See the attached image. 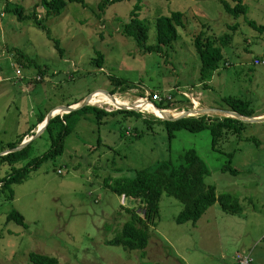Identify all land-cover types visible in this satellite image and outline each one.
Instances as JSON below:
<instances>
[{
	"label": "rangeland",
	"instance_id": "obj_1",
	"mask_svg": "<svg viewBox=\"0 0 264 264\" xmlns=\"http://www.w3.org/2000/svg\"><path fill=\"white\" fill-rule=\"evenodd\" d=\"M85 1L68 3L60 16H49L42 0H0V155L29 130H41L45 122H37L42 115L93 94L142 97L149 103L151 95L154 99L161 94L176 102L169 109L199 105L226 111L233 110L222 98L235 96L251 102L253 116L264 115V66L253 64L256 58L264 60V33L248 25L255 21L264 26V0H245L248 12L240 18L226 13L224 0H126L105 10L99 8L103 0ZM137 5L141 19L151 26L149 45L157 42V19L183 13L179 39L163 53H146L123 34ZM20 6L23 20L14 12ZM33 10L60 42L62 56L32 18ZM201 32L224 55L220 69L205 82L194 46ZM224 36L229 38L226 46ZM16 51L33 63H18ZM98 53L105 56L103 68L94 62ZM112 104L94 106L113 112L102 121L82 111L68 115L63 120L69 128L63 154L22 183L0 186V264H33L32 253L54 257L60 264H239L245 255L252 264H264V122H244L241 133H228L214 149L209 129L176 130L171 137L165 119ZM201 115L206 123L215 117H195ZM60 129L54 122L50 132L35 138L30 159L47 153ZM188 150L207 165L205 183L216 188L217 196L230 194L239 200L243 213L227 212L216 203L196 225H180L176 219L183 204L164 194L158 226L150 228L145 251L108 245L133 220L127 209L141 213L145 205L118 196L107 180L133 178L164 161L178 163ZM229 154L239 175L222 172ZM9 172L8 165L0 166V178ZM10 213L25 224L20 218L8 219Z\"/></svg>",
	"mask_w": 264,
	"mask_h": 264
},
{
	"label": "trees",
	"instance_id": "obj_2",
	"mask_svg": "<svg viewBox=\"0 0 264 264\" xmlns=\"http://www.w3.org/2000/svg\"><path fill=\"white\" fill-rule=\"evenodd\" d=\"M124 1L126 0H103L99 4V8L105 10L108 6ZM228 1L233 2L235 5L230 4ZM68 3L86 5L85 0H42V5L48 9L47 14L49 16H60ZM222 4L226 13L233 15L236 18L245 16L248 12L245 0H224L222 1ZM140 11V5H137L135 9H133L130 21L123 26V34L135 39L141 49L146 53H163L165 48L172 46L179 39V27H184L183 13L174 12L171 16H164L157 19L155 23L157 42L154 45H149L148 42L150 39L151 26L146 20L141 19ZM14 12L18 14L20 20L26 18V16H23L22 14L23 9L21 6L14 9ZM31 14L32 18L46 32L49 39L54 42L55 48L62 56L63 50L60 46V42L51 37L46 25L42 22L39 16H37L35 10H33ZM248 25L252 30L258 33H264V26L258 25L255 21H248ZM228 41L229 38L224 36L221 40L222 45L226 46L229 43ZM194 46L201 63L200 80L205 82L209 79L212 73L220 69L224 60L223 50L221 47L216 46L213 40L207 37L204 32H201L196 36L194 39ZM98 55L99 57L95 59L94 62L99 68H103L105 56L102 53H98ZM13 57L24 67H29L31 62L33 63L31 58H28V56L21 51H16L13 54ZM95 98L96 99L91 100L94 103L103 101L97 99L98 97ZM103 98L108 99L112 97L108 94ZM143 99L144 98L142 97H126V102L139 107H144V109H147V111L150 112V104L148 100L144 101ZM222 100L223 103L233 111L240 112L247 116H253L255 113L249 100L235 96L224 97ZM77 103L79 102H76L75 104ZM174 105H176L175 101L171 102L167 99L157 104L161 109H169L167 107ZM117 108H128V106L120 105ZM75 111L96 114L101 121L106 116L113 113L102 108L88 106L86 108L65 113L63 116L56 115L53 117L48 123L47 132L51 131L54 122H58L61 129L55 137H52V144L47 153L43 156L30 159L31 142L21 151L9 153L0 157V166L6 164L10 167V172L3 178H0L1 188L22 183L32 171L39 170L45 162L54 160L63 154L65 137L69 131L68 126L63 123V120ZM123 112L130 113V111ZM45 118L46 116L42 115L37 123L43 122ZM205 119L206 115H201L198 117L189 116L177 121L166 120V122L169 124L171 137H174V132L176 130L185 129L191 132H200L209 129L213 138L212 145L214 149H216L219 141L224 139L228 133H241L242 130L240 127H242V124L245 122L233 117L215 116L212 117L211 123H206ZM30 132L31 130L19 137L14 144L9 145L7 150L19 146L25 137L30 135ZM137 136L140 137L141 134L138 133ZM232 158L233 154H229V160L223 166L222 172L239 175L241 171L233 166ZM16 165H18V167H15ZM208 175V167L198 153L194 150H188L180 157L178 163L164 161L155 167H149L137 171L136 176L133 178L118 179L113 183L107 180L106 186L113 190L118 196H124L125 198L132 200H143L145 205L142 208L141 213L127 209L128 212L132 213L133 220L126 222L119 235L114 237V239L107 241L108 245L120 246L130 251H145L149 247L151 240L150 228L158 226L160 202L164 194L178 199L183 204V208L176 219L177 223L180 225L186 223L196 225L208 208L216 203H219L220 207L227 212L234 214L243 213V206H241L239 200L230 194L217 196L216 188L205 183V178ZM11 198H13V194ZM10 218L19 220L20 217L14 213H10L8 219ZM20 222L25 224L23 218H20ZM138 223H140L141 226H139ZM30 261L33 264H60L54 257L36 253L30 254Z\"/></svg>",
	"mask_w": 264,
	"mask_h": 264
},
{
	"label": "water",
	"instance_id": "obj_3",
	"mask_svg": "<svg viewBox=\"0 0 264 264\" xmlns=\"http://www.w3.org/2000/svg\"><path fill=\"white\" fill-rule=\"evenodd\" d=\"M93 95H91L87 99H85L83 104H82V106H80L79 108H75L73 106H62V107H65V109H68V110H66L63 113L52 114L51 112L54 111V109H53L52 111H50L48 113L47 117L45 118L44 121H46V123H45V126H44L43 129L39 130V132H37L34 136H31L29 139H24L23 142L19 146H17L16 148L10 149V150H7V151L3 152L0 155V157L4 156L6 154H9V153H14V152H18V151L23 150L35 138L41 136L43 133L46 132L48 123L56 115H64L65 113H69V112L74 111V110H78V109H82V108H86L88 106H91V99H92ZM155 107L157 109H161L158 106H155ZM120 109H126L127 110L128 108H120ZM187 111H189V110H187ZM201 111H203L202 114L212 113V115H214V116L233 117V118H237V119L243 120L245 122H250V123H252V122H264V115H261V116H247V115H244V114H242L240 112H237V111H226V110H218V109L217 110H215V109H201ZM186 117H189V115L187 113H184V114L180 115V117L167 118L165 120L177 121V120H180V119H183V118H186Z\"/></svg>",
	"mask_w": 264,
	"mask_h": 264
},
{
	"label": "bare ground",
	"instance_id": "obj_4",
	"mask_svg": "<svg viewBox=\"0 0 264 264\" xmlns=\"http://www.w3.org/2000/svg\"><path fill=\"white\" fill-rule=\"evenodd\" d=\"M112 97V96H111ZM92 99H96L95 97H93ZM97 99H100V100H103L101 102H97V103H94L91 101V105L93 106H100L102 108H105L107 107V103H109L110 101H113V104L112 106L114 108H117L118 106L120 105H126V106H129L130 109H138L140 111H147V109H144V107H139L137 105H133V104H129L126 102V97H119L118 95H116L115 97L113 98H108V99H104V98H97ZM130 100V99H129ZM144 101H146L144 99ZM83 102L80 103L79 105L75 106V108H79L80 106H82ZM150 104V112L149 113H153L155 114L156 116L162 118V119H167V118H177V117H180V115L184 114V113H187L189 116H195L198 115V114H202L203 111H201V108L199 107H193V109L187 111V110H180V109H157L152 103H149ZM120 109V108H118ZM66 110L68 109H64L62 111H56V112H53L52 114H55V113H63L65 112ZM46 123V121H44ZM45 123H44V126H45ZM43 126V128H44ZM42 128V129H43Z\"/></svg>",
	"mask_w": 264,
	"mask_h": 264
},
{
	"label": "built area",
	"instance_id": "obj_5",
	"mask_svg": "<svg viewBox=\"0 0 264 264\" xmlns=\"http://www.w3.org/2000/svg\"><path fill=\"white\" fill-rule=\"evenodd\" d=\"M253 64L255 66H264V60L263 59H260V58H256V59H254ZM166 99L169 100V101H171L172 100V97H170V96L164 97L161 94H155L154 95V99H153V97L151 95V101H150V103H152L154 106H156L155 104L161 103V102H163ZM61 116H63V115H61ZM37 132H39V130H37L36 133ZM33 136H34V134H33ZM58 173L59 174H62L61 170H59ZM252 262H253L252 258H250V256H247V255L240 256L238 258V263L239 264H252Z\"/></svg>",
	"mask_w": 264,
	"mask_h": 264
},
{
	"label": "crops",
	"instance_id": "obj_6",
	"mask_svg": "<svg viewBox=\"0 0 264 264\" xmlns=\"http://www.w3.org/2000/svg\"><path fill=\"white\" fill-rule=\"evenodd\" d=\"M84 100H85V99L80 100L79 103L82 102V101H84ZM73 105H75V103H73V104H71V105H69V106H73ZM36 131H37V130H31L30 135H31V133H32V136H33V134L35 135V134H36ZM46 131H47V130H46ZM30 135L26 136L25 139L30 138V137H31Z\"/></svg>",
	"mask_w": 264,
	"mask_h": 264
}]
</instances>
